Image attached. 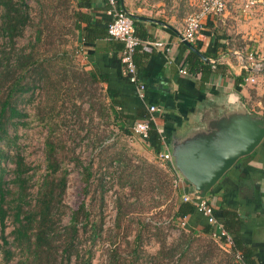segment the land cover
<instances>
[{"label": "crops", "instance_id": "0c3cea01", "mask_svg": "<svg viewBox=\"0 0 264 264\" xmlns=\"http://www.w3.org/2000/svg\"><path fill=\"white\" fill-rule=\"evenodd\" d=\"M196 1L115 0L117 8L138 22L135 28L142 37L136 36L143 43L133 55L137 83L144 85L141 99L137 95L136 84L121 74V43L106 37L85 44L75 33L78 38L76 45L82 55V68L93 73L97 81L105 77L97 86L106 106L111 98L105 92L110 91L116 93V100L121 101L119 110L116 105L113 107L118 115L135 117L142 110L151 117L161 138L160 153L170 156V171L178 177L174 184L178 188L175 203L181 200L182 195L193 193V188L174 167V144L208 133L218 121L237 115L251 114L264 119V72L250 73L241 66L248 55L254 61H264V7L242 12L241 1L232 0L230 8L222 15L204 20L202 31L192 46L201 54L214 53L218 61L216 72L202 83L198 74L191 76L186 72L185 58L190 51L178 41L184 19ZM79 11L88 13L92 20L101 24L111 19L104 0H91L89 9L79 8ZM145 42H160L165 49ZM242 75L243 79L252 77L254 82L235 84V78ZM150 106L154 107V113H148ZM108 116L112 120L109 111ZM140 120L135 118L132 123L122 121L125 130L118 126L116 130L131 134V126ZM141 140L143 147L149 150ZM152 156L154 163L168 178H172L155 160L156 155ZM234 165L205 193L203 199L214 211L223 208L236 212L242 221L239 231L241 242L253 250L255 264H264V138L250 154L239 158ZM205 226L204 219L197 214L183 219V230L192 234L203 235ZM209 228L211 232L215 231L214 227Z\"/></svg>", "mask_w": 264, "mask_h": 264}, {"label": "trees", "instance_id": "16d2710c", "mask_svg": "<svg viewBox=\"0 0 264 264\" xmlns=\"http://www.w3.org/2000/svg\"><path fill=\"white\" fill-rule=\"evenodd\" d=\"M90 1L68 0L69 4L72 5L74 2L75 5L70 7V23L67 32L73 33L74 36L75 33L79 34L80 41L85 44L106 38V25L109 22L101 24L100 21L92 20L88 13L79 11V8L89 9ZM60 8H62L61 12L66 11L65 7ZM107 8H109L108 5ZM30 24L31 18L26 0H0V35L5 40V46L0 47V252L4 264H8L14 257L9 247L21 255V259L15 264H57L55 257L59 250L64 257L58 264H66L64 260L67 261L73 253L72 249L77 241V235L80 230L87 233L89 222L85 205L81 203L71 213L69 226L63 233L59 234L55 228L62 216L60 207L66 189V172L62 168L63 160L76 161L74 150L68 145L69 140H73L71 130L66 133L63 129V118L58 117L61 113L60 108L63 106L58 95L60 90H63L66 95V91L71 92L72 88L75 91L77 88L84 90L86 85H89L91 87L90 96L93 100L96 91H100L97 83L101 82L99 80H105V77L97 81L90 71H76L65 53L58 54L53 51L50 55L42 56L38 50L43 32L39 28L35 29L33 39L26 47L15 48L16 41L22 37L24 30ZM137 24L138 22L133 21L134 34L142 38L135 28ZM57 34L58 31H52L50 37L55 38ZM77 39L75 37V41ZM202 55L210 59L216 58L215 54L210 52L202 53ZM185 63L186 72L191 76L198 74L202 83L206 82L217 69L216 64L211 67L192 52H188ZM242 82H244L243 75L235 78V84ZM36 95L43 96L45 102L40 105L39 101L34 107V115H29L24 112L23 108L25 105H32ZM105 95L110 97L111 101L107 106L103 101L100 103V114L108 117L107 112L109 111L113 122L121 130H125L122 121L132 123L135 118L147 120L144 142L153 155H158L161 138L151 117L142 110H139L135 117L118 115L113 109L115 105L118 110L121 107V101L115 99L116 93L106 91ZM79 96L80 92L77 91V97ZM58 103L59 106H57ZM98 103L97 99L93 100L92 108ZM30 123H36L46 132L42 148L44 172L40 175V183L33 200L29 198V189L36 168L25 162L16 136L19 127L28 126ZM6 163L12 165L10 170L6 169ZM84 172L86 175L83 180L86 186L89 175L87 169ZM6 174L10 176L8 181L3 180ZM163 176L166 177L165 174ZM169 179L172 181V178ZM117 208L118 214H122L120 204ZM218 210H213V216L231 239L232 245L228 252L219 246L223 239L214 240L211 237L213 232L210 231L205 218L190 203L177 201L173 206L172 219L169 224L172 227V224L173 226L176 224L175 219L181 220L195 214L200 215L206 224L202 229V234L210 238V242L218 251L224 252L229 264H255L252 258L253 250L244 246L239 238L241 219L234 211L223 208ZM119 218L116 217L115 227H118ZM7 221L10 222L12 230L5 235ZM162 228L154 225L155 234L162 231ZM88 231L91 236L95 237L99 232V227L95 229L92 225ZM186 234L188 237L192 236L190 232ZM8 237L11 238L10 243ZM188 246L187 241L185 245H175L171 254L178 252L179 256L183 257ZM74 253L77 257L76 251ZM85 254L87 256L83 264H89L91 254L89 251H85ZM159 255V252L155 254L154 264H161L164 260ZM204 256L205 253L200 255L205 259ZM137 259V255L131 260L120 258L114 252L110 258V264H136Z\"/></svg>", "mask_w": 264, "mask_h": 264}, {"label": "rangeland", "instance_id": "374dc122", "mask_svg": "<svg viewBox=\"0 0 264 264\" xmlns=\"http://www.w3.org/2000/svg\"><path fill=\"white\" fill-rule=\"evenodd\" d=\"M26 3L29 6L31 24L16 41L15 48L26 47L33 39L35 29L39 28L43 32L38 50L42 56L50 55L53 51L65 53L76 71L84 70L75 36L67 32L70 7H74L75 3L72 2L71 5L68 0H26ZM62 6L66 8L65 12H61ZM52 31H58L55 38L50 37ZM4 41L0 35V47L5 46ZM76 90L80 92L79 97L74 88L71 92L66 91V95L60 90L58 95L59 101L63 102L58 117L63 118L66 133L71 130L73 140H69L68 145L73 148L76 161L63 160L66 189L60 207L62 216L55 228L59 234L63 233L69 226L71 213L81 203L85 205L89 224L87 233L80 230L73 253L64 262L83 264L87 256L85 251H89V264H110L114 252L120 258L128 260L137 255L136 264H154V256L158 252L160 258L164 259L161 264H229L228 257L213 246L210 238L201 234L188 237L180 225L170 226L178 188L168 176H163L162 168L154 163V156L143 147L140 138L118 132L111 118L100 114L99 105L103 101L101 91L94 94L93 100L97 99L99 103L92 108L91 87L86 85L84 90ZM39 101L40 105L45 102L44 97L36 95L32 105H25L24 112L34 115V107ZM45 135V129L36 123L19 127L16 131L25 162L36 168L29 189L31 200L35 198L40 175L44 172L42 148ZM113 163L116 166L115 172L111 170ZM5 167L10 170L12 165L6 163ZM85 169L89 175L86 186L83 180ZM107 173H111L109 182L104 180ZM9 179V174L3 178L4 181ZM110 203L113 210L108 209L107 205H111ZM118 204L122 214H118ZM116 217H120L118 227H115ZM92 225L95 229L99 227L95 237L88 231ZM154 225L163 227L162 231L155 234ZM11 230V224L7 221L5 235ZM185 241L189 243L185 256H179L178 252L171 254L175 245H185ZM8 242H11L10 237ZM9 249L14 257L8 264H15L21 259V255L11 247ZM74 251L78 254L77 257ZM204 253L205 259L200 257ZM63 257L58 250L56 263H60ZM0 264H4L1 252Z\"/></svg>", "mask_w": 264, "mask_h": 264}, {"label": "built area", "instance_id": "2783aa9c", "mask_svg": "<svg viewBox=\"0 0 264 264\" xmlns=\"http://www.w3.org/2000/svg\"><path fill=\"white\" fill-rule=\"evenodd\" d=\"M109 7V14L111 19L106 25V35L109 39L116 40L121 43L122 48L120 51V66L121 74L130 83L136 84L137 95L141 99L144 92V85L137 83L136 79V67L133 62V55L138 47L142 45V41L139 40L134 34L133 21L130 15L123 10L116 7L115 0H104ZM241 11L246 12L253 8L264 7V0H240ZM232 0H197L195 5H191L189 13L186 15L183 23V30L178 37L180 43L193 44L197 36L201 33L204 20L222 15L226 12L231 5ZM155 48L165 49L164 45L160 42H145ZM218 60L208 59V64L213 67ZM244 71H250V73L264 72V61H254L251 55H248L247 59L241 65ZM185 74V72H182ZM244 82L253 83L252 77H245ZM148 113H154L153 106L148 107ZM147 120H140L135 122L130 130L133 136L145 139L147 132ZM155 160L162 165L165 171L172 176V183L178 182V177L172 170L170 165L171 159L167 153H159L155 156ZM168 163V164H167ZM111 170L115 172L116 166L113 163ZM111 179V173L104 175V180L109 182ZM175 186V185H174ZM182 202L190 203L195 209L205 218L208 226L214 227L215 231L211 234L214 240L223 239L220 246L224 250H229L232 245L229 235H227L213 216V207L209 205L203 198H199L194 194H184L181 197ZM111 204V203H110ZM109 210H113L112 204L107 205ZM177 225L183 226V219H175ZM159 225V223H157Z\"/></svg>", "mask_w": 264, "mask_h": 264}, {"label": "water", "instance_id": "95a60500", "mask_svg": "<svg viewBox=\"0 0 264 264\" xmlns=\"http://www.w3.org/2000/svg\"><path fill=\"white\" fill-rule=\"evenodd\" d=\"M182 44L208 64V59L191 44ZM263 138V118L237 115L218 121L208 133L174 144L173 164L181 178L193 188L192 194L204 198L235 162L250 154Z\"/></svg>", "mask_w": 264, "mask_h": 264}]
</instances>
